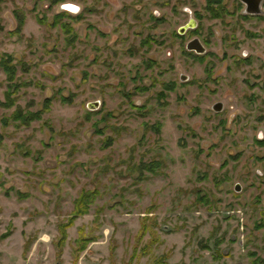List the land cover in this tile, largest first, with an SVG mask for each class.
I'll return each instance as SVG.
<instances>
[{"label": "rangeland", "instance_id": "1", "mask_svg": "<svg viewBox=\"0 0 264 264\" xmlns=\"http://www.w3.org/2000/svg\"><path fill=\"white\" fill-rule=\"evenodd\" d=\"M261 2L0 0V264H264Z\"/></svg>", "mask_w": 264, "mask_h": 264}, {"label": "trees", "instance_id": "2", "mask_svg": "<svg viewBox=\"0 0 264 264\" xmlns=\"http://www.w3.org/2000/svg\"><path fill=\"white\" fill-rule=\"evenodd\" d=\"M212 10H215V9H212ZM213 14H217L216 11H212ZM64 12H60L59 14H63ZM66 14V13H64ZM7 70L9 71V76L11 74V68L7 67ZM171 87V85L169 86ZM18 114V113H17ZM16 114V115H17ZM29 115V118H33V117H37L38 118V115H33V114H30L28 113ZM20 116V115H19ZM23 118V117H22ZM28 118V119H29ZM153 164L152 162L151 163H148L146 165H144V169H147L149 171H152L153 172ZM93 196H94V191H81V193L77 196V198L75 199L74 201V204H73V210H72V213H71V216L68 218V220L66 221V223L64 224V227L66 226H69L72 222V220L77 216V215H80V214H83L87 208H88V205L92 202L93 200ZM147 227L143 224V226L141 227L140 229V234L143 235L144 232L146 231ZM60 234H61V237L64 236V231H63V227L60 229ZM62 240V239H61ZM88 239H83V238H80L78 239V242L80 243V248L82 249L84 247V244L85 242L87 241ZM80 248H78V250H81ZM164 255L160 256L161 259L155 261L153 264H157V263H161L163 264V257ZM71 264H75V262H72Z\"/></svg>", "mask_w": 264, "mask_h": 264}, {"label": "water", "instance_id": "3", "mask_svg": "<svg viewBox=\"0 0 264 264\" xmlns=\"http://www.w3.org/2000/svg\"><path fill=\"white\" fill-rule=\"evenodd\" d=\"M241 3H243L246 6L245 13L248 14H255L258 13L260 10V3L262 0H239ZM67 4L63 5L65 9L71 10L69 7H66ZM193 25L190 24L189 27H192ZM183 29L180 30V33H182ZM186 49L187 50H194L196 53H203L204 48L199 42L198 39L193 38L190 41L186 43ZM181 80H184V77H180ZM213 110L218 111L220 109V104L216 103L212 106ZM235 190L238 189L237 185L234 188Z\"/></svg>", "mask_w": 264, "mask_h": 264}, {"label": "flooded vegetation", "instance_id": "4", "mask_svg": "<svg viewBox=\"0 0 264 264\" xmlns=\"http://www.w3.org/2000/svg\"><path fill=\"white\" fill-rule=\"evenodd\" d=\"M261 3H262V2H261ZM261 3H260V7H259V8H260L259 12H258V13H255V14H248V13H245L246 6L242 3V4L244 5V9H243V12H242V13H243V16H245V15H254V16H255V15H259V14L261 13ZM64 5H65V4H64ZM66 7H69L71 10L65 9V8L63 7V5H62L61 8L65 9V10H67V11H69V12H71V11H72V12H75V11L77 10V9H76V6L73 5V4H67ZM216 17H217V16H216ZM190 24H192V22H191ZM190 24H189V25H190ZM189 28H192V27H189ZM192 39H193V38H192ZM196 39H197V38H196ZM190 40H191V39H190ZM190 40H188V41H190ZM198 40H199V39H198ZM188 41H187V42H188ZM187 42H186V43H187ZM199 42H200V41H199ZM200 43H201V42H200ZM201 45H202V44H201ZM185 49H186V45H185ZM186 50H187V49H186ZM188 51H193L195 54H202V53H196L194 50H188ZM216 103H219V104H220V109H221V103H220V102H216ZM216 103H214V104H216ZM214 104H213V105H214ZM213 105H212V106H213ZM220 109H219V110H220ZM212 110H213V108H212ZM219 110H218V111H219ZM214 111H215V110H214ZM218 111H215V112H218Z\"/></svg>", "mask_w": 264, "mask_h": 264}]
</instances>
